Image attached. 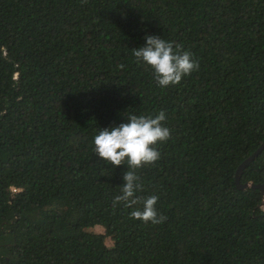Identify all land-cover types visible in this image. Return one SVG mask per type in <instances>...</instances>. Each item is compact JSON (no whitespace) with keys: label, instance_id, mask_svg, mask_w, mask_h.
<instances>
[{"label":"trees","instance_id":"obj_1","mask_svg":"<svg viewBox=\"0 0 264 264\" xmlns=\"http://www.w3.org/2000/svg\"><path fill=\"white\" fill-rule=\"evenodd\" d=\"M148 35L198 71L158 87L132 54ZM160 111L170 139L136 173L152 225L113 206L128 168L92 141ZM263 142L264 0H0V264H264V196L236 184Z\"/></svg>","mask_w":264,"mask_h":264},{"label":"clouds","instance_id":"obj_2","mask_svg":"<svg viewBox=\"0 0 264 264\" xmlns=\"http://www.w3.org/2000/svg\"><path fill=\"white\" fill-rule=\"evenodd\" d=\"M145 41V46L133 49L132 54L136 63L151 69L158 87L179 85L185 77L198 71V60L182 45L155 35L146 36ZM118 67L122 70L124 65ZM165 119L164 111L155 115L132 114L127 117L126 123L99 129L92 141V151L103 163L112 168L121 165H127L128 168L123 174L125 183L120 187V194L114 197L113 206L123 203L125 207L134 209L130 218L145 224L161 225L167 220L165 215L157 211L158 195L136 196L137 192L143 190L137 170L154 165L161 158L156 145L170 139V129L162 123ZM137 205L141 207H135Z\"/></svg>","mask_w":264,"mask_h":264},{"label":"water","instance_id":"obj_3","mask_svg":"<svg viewBox=\"0 0 264 264\" xmlns=\"http://www.w3.org/2000/svg\"><path fill=\"white\" fill-rule=\"evenodd\" d=\"M264 151V142L262 143V145L257 149L256 152H254V154L252 156H250L248 159H246L238 168V171L236 173V184L238 186L239 189H248V188H252V189H258L261 191V193L264 196V185L262 184H255V183H247L245 185L241 184V176H242V172ZM262 206L264 207V202L262 204Z\"/></svg>","mask_w":264,"mask_h":264}]
</instances>
